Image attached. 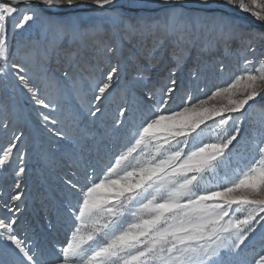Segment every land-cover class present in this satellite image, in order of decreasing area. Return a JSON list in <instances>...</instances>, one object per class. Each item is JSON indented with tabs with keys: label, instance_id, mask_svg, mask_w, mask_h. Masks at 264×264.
Segmentation results:
<instances>
[{
	"label": "snow or ice",
	"instance_id": "1",
	"mask_svg": "<svg viewBox=\"0 0 264 264\" xmlns=\"http://www.w3.org/2000/svg\"><path fill=\"white\" fill-rule=\"evenodd\" d=\"M85 5L123 21L132 35L150 28L164 33L143 58L147 63L135 62L126 82L119 62L107 60L116 55V45L98 48L97 58L83 68L76 61L72 45L82 30L79 16L52 20L58 29L51 38L12 49L9 17L19 14L14 24L19 29L43 18L47 9ZM225 5L264 25V0L0 2V82L15 81L33 105L46 137L37 141L44 147L35 161L46 186L42 202L55 212L49 227L65 231L62 243L45 244L27 229L20 231L16 202L24 195L22 180L29 170L28 138L19 128L12 130L16 109L3 106L0 129L11 138L0 150V170L13 163L16 168L13 194L2 199L0 192V207L11 213L0 217V264H264V120L251 119L256 111L264 113V60L246 56L243 70L210 90L198 71L183 85L177 77L187 45L195 42L188 22L203 18L231 27L223 17L201 15ZM126 7L141 14L129 16ZM99 30L83 29L93 36ZM247 35L246 51L255 57L264 32ZM166 40L175 68L154 82L152 69ZM65 42L58 81L48 75L47 65ZM224 71L223 62L217 63L216 72ZM195 90L203 95L195 96ZM244 152L251 153L249 163L230 168Z\"/></svg>",
	"mask_w": 264,
	"mask_h": 264
},
{
	"label": "rangeland",
	"instance_id": "2",
	"mask_svg": "<svg viewBox=\"0 0 264 264\" xmlns=\"http://www.w3.org/2000/svg\"><path fill=\"white\" fill-rule=\"evenodd\" d=\"M218 5H224L225 0H211ZM245 3L248 0H244ZM7 4V3H5ZM92 8L91 5H85L79 10H85ZM132 8V7H127ZM135 9L136 8H132ZM215 9H222L230 12L232 15L228 16L223 13L214 12L220 14L223 17L232 22V26L229 27L226 24L218 21L214 22L211 19H199L190 20L192 31L195 33L193 37L194 43L187 45V57L186 62L177 72L178 80L181 85L189 82L190 73L199 72L201 74V81L207 84V88L210 90L213 86H222L230 82L235 75L244 69L245 57L253 58L257 63L264 60V42L257 41L255 43L256 55L252 57L250 52L246 51L247 42L242 43V38L246 37L248 41L249 36L247 35L248 28L257 29L259 32H264V25L258 21H254V18L249 16L250 14H244L250 22L241 19L244 22L237 24L234 20L233 14L241 13L239 9L233 6L217 7ZM232 9L238 10L236 12ZM54 12H63L67 10L76 9H47ZM125 13L129 16H136L141 14L140 12ZM45 14V13H44ZM76 14H91L87 20L81 24V31L78 32L75 43L72 45L77 55L76 61L83 68L89 62L94 61L97 58V49L106 48L108 45H116L117 53L115 56H107V60L111 63L119 62L122 69L121 79L127 81L130 78V74L134 70V65L137 60L147 63L143 58L153 48V41L158 37L164 35L159 29H149L144 35L135 34L132 35L128 32L127 27L123 21L112 22L111 20L103 21L100 13H76ZM145 14L148 13L145 10ZM204 16L211 14L204 13ZM47 15V14H45ZM74 15V14H73ZM70 16V15H69ZM55 17V16H52ZM67 17V16H66ZM65 18V17H57ZM19 14L15 17H9V41L13 50L20 43H27L31 40H47L51 38L52 34L58 29L56 24L49 21L44 15L43 18L37 19L34 23L30 22L23 28L16 29L14 24L18 22ZM238 19V18H237ZM95 20V21H94ZM56 25V26H55ZM99 26L101 30L97 31L93 36L83 29L92 27L96 28ZM248 26V27H247ZM241 29L244 31L242 32ZM225 36L234 37V39H228L225 42ZM244 41V40H243ZM122 45V48L120 47ZM207 46L208 51H201V49ZM67 48L66 42L61 46L60 49L53 52L48 61V75L54 77L56 80L62 79V70L65 66V49ZM173 48L170 41H165L163 45V57L157 62L156 66L152 69L153 81L161 80L167 75V70L175 68V62L171 59V52ZM101 55H104L103 53ZM219 62H223L225 65V71L222 73L216 72V65ZM248 69H254L256 63L247 65ZM185 76V79H184ZM185 80V81H184ZM15 88V91L13 89ZM48 91L51 94H55V86L49 87ZM195 96L203 95L198 90L194 91ZM226 103V100L220 101ZM179 99H177V104ZM210 103L216 104L217 101H211ZM6 106L10 111L15 108L16 112L13 119L12 130L19 128L28 138V171L22 180L21 191L24 195L21 201L16 203L21 205L19 212L18 224L21 225L20 231L23 232L25 229L28 230L30 237H35L37 243H62L65 240V231L60 229L56 230L49 227V219L55 220V212L51 209H45L42 197L46 195V186L41 182V178L37 173L38 164L35 162L38 159L39 151L44 147L43 144H38L37 141L46 139L45 136L41 135V129L39 128L38 117L35 115L33 105L25 98L19 87L16 86L15 81H9L8 84L0 82V108ZM175 107V105H173ZM43 111V110H42ZM3 118V112L0 111V119ZM251 119L259 122L264 120V113L259 111L254 112L251 115ZM93 130L103 133L102 128H94ZM11 138V132H4L0 129V150H2L9 143ZM251 153L244 152L241 154L240 159L236 163H233L230 168L234 169L237 164L244 165L249 163ZM15 160V156H13ZM15 168L16 165L13 163L12 167L7 171L0 170V192L5 195L2 199H7L10 194L14 192V180H15ZM224 173H221L223 176ZM81 183L84 182L83 176H81ZM2 207H0V217L10 216Z\"/></svg>",
	"mask_w": 264,
	"mask_h": 264
},
{
	"label": "water",
	"instance_id": "3",
	"mask_svg": "<svg viewBox=\"0 0 264 264\" xmlns=\"http://www.w3.org/2000/svg\"><path fill=\"white\" fill-rule=\"evenodd\" d=\"M0 2H3V3H10V0H0ZM41 7H44L43 5H41ZM125 11L128 12V13H132V12H140L141 10L139 9H132V8H125ZM145 11V10H144ZM100 13V10H96L94 8H90V9H85V10H78V11H75V10H67V11H63V12H54V11H50V10H46L45 11V14L49 15V16H55V17H66V16H69V15H73V14H76V13ZM214 12H218V13H223V14H226L228 16L232 15L230 12H227V11H224L222 9H218V10H211V11H207V13H214ZM234 17L236 18H240V19H243V20H246L248 22H250L249 19H247L245 16L241 15L239 16L238 14H233ZM250 24L252 26H254L251 22ZM264 30V29H263Z\"/></svg>",
	"mask_w": 264,
	"mask_h": 264
},
{
	"label": "bare ground",
	"instance_id": "4",
	"mask_svg": "<svg viewBox=\"0 0 264 264\" xmlns=\"http://www.w3.org/2000/svg\"><path fill=\"white\" fill-rule=\"evenodd\" d=\"M212 2V1H211ZM212 10H218V9H212ZM209 11H211V10H209ZM232 11H234V12H236V11H238V10H235V9H232ZM240 12L241 13H239V16H241V15H243L242 13H244V12H242L241 10H240ZM204 13H207V12H204ZM204 13H202L201 15L202 16H204L205 14ZM207 14H211V13H207ZM244 14H247V13H244ZM49 21H52V20H66V19H68L69 17H72V16H79V17H81L82 19H81V24L85 21V20H87L88 18H89V16L91 15V14H74V15H70V16H67V17H65V18H57V17H52V16H49V15H45V14H43ZM209 16H215V17H220V14H215V13H213V14H211V15H209ZM243 16H246V15H243ZM250 16V15H249ZM49 18H51V20L49 19ZM101 19L103 20V21H105V20H111L109 17H107V16H102L101 17ZM229 19H231V20H234L237 24H241V22H244V21H242L240 18H236V19H234V18H229ZM194 20H196V19H194ZM95 21V20H94ZM112 21V20H111ZM254 21H256L255 19H254ZM113 22V21H112ZM114 22H116V21H114ZM214 22H216V21H214ZM54 24V23H53ZM56 26V25H55ZM58 26V25H57ZM248 27V26H247ZM251 29H252V32H259L257 29H253V28H248L247 29V31H251ZM248 33V32H247ZM242 43H246L247 42V40H246V37H243L242 39ZM244 40V41H243ZM261 46H264V45H261ZM261 52H264V49H262V51ZM184 79H185V76H184ZM185 81V80H184Z\"/></svg>",
	"mask_w": 264,
	"mask_h": 264
}]
</instances>
